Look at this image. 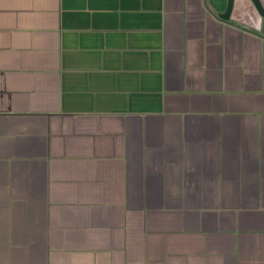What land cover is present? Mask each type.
<instances>
[{"label": "crops", "instance_id": "0c3cea01", "mask_svg": "<svg viewBox=\"0 0 264 264\" xmlns=\"http://www.w3.org/2000/svg\"><path fill=\"white\" fill-rule=\"evenodd\" d=\"M226 5L0 0V264H264V35Z\"/></svg>", "mask_w": 264, "mask_h": 264}, {"label": "water", "instance_id": "95a60500", "mask_svg": "<svg viewBox=\"0 0 264 264\" xmlns=\"http://www.w3.org/2000/svg\"><path fill=\"white\" fill-rule=\"evenodd\" d=\"M257 15L260 18L259 21V31L264 35V0H250ZM234 0H227L226 9L223 13L219 14L217 17L220 20L228 21L230 13L232 11Z\"/></svg>", "mask_w": 264, "mask_h": 264}]
</instances>
